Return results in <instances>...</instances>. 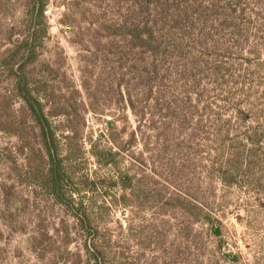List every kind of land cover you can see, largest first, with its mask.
Instances as JSON below:
<instances>
[{
	"label": "rangeland",
	"instance_id": "374dc122",
	"mask_svg": "<svg viewBox=\"0 0 264 264\" xmlns=\"http://www.w3.org/2000/svg\"><path fill=\"white\" fill-rule=\"evenodd\" d=\"M157 6L47 0L40 18L21 0H0V264H264V139L259 164L237 166L233 183L214 172L228 165L233 141L249 146L242 132L255 123H236L234 104L264 94V49L246 77L236 52L223 58L234 75L192 96L196 111L179 108L184 82L167 77L158 102L144 82L155 88L164 74L126 33L150 19L158 26ZM21 41L27 48L17 52ZM25 88L43 104L46 139ZM208 102L226 109L218 136L202 111Z\"/></svg>",
	"mask_w": 264,
	"mask_h": 264
},
{
	"label": "trees",
	"instance_id": "16d2710c",
	"mask_svg": "<svg viewBox=\"0 0 264 264\" xmlns=\"http://www.w3.org/2000/svg\"><path fill=\"white\" fill-rule=\"evenodd\" d=\"M21 1L27 9L36 12V16L43 17L47 0ZM157 8L161 16L158 26L157 22L150 19L145 22L141 21L140 26L133 25L129 28L120 26L118 29L126 28L127 34L137 37L148 52L150 60L148 65L151 71L156 75L159 71L164 74V78L157 77L158 83L155 88L151 86V82H148V76L144 82L147 83L145 86L147 94L153 93L156 89L158 102L168 97L163 87L164 79L167 77L175 83L184 82L182 89H184L183 94L186 101L178 100L176 103L179 104V108L184 106L185 102H190L192 111H196L192 96L195 97V101H199L209 92L206 85H213L211 88L215 89L220 78L234 75L232 66L226 65L223 60L232 51L238 55L232 59L235 60L237 69L240 70V78L253 73L247 70L250 67L256 71L260 70L261 63L258 61L261 55L260 49H264V0H209L206 4L198 0H158ZM97 28L107 31V34L113 31L110 25L102 23ZM45 33L43 27L40 35L43 36ZM27 44V41L19 42L16 46L17 52L21 49L25 50ZM245 49L248 56L243 57L242 52ZM203 81L205 85L202 84ZM248 85L241 82L239 86L241 92ZM20 94L27 103L35 122L39 125L43 138L46 139L48 125L43 104L34 96L32 90L25 88V92H20ZM244 95L247 97L245 106L234 104L235 121L242 124L251 121L255 125H248L242 132L249 146L241 140L233 141L230 148L231 159L228 160L226 168L214 169L223 183H233L236 180L237 166L245 163L249 169L250 166L255 167L259 164L256 158V148L261 147L260 142L264 139V94L253 97L249 92ZM1 102L7 103V98L3 97ZM69 109L70 106H66L63 112L65 116H71ZM164 109H170V105L167 103ZM225 110L220 108L215 110L210 102L203 105L202 111L209 117L213 116L210 130L216 136L220 135L222 128L229 124V122L221 124L222 111ZM223 137L222 135L218 138L219 142ZM217 153L221 156V151ZM217 160L220 161V159ZM218 163L215 162L216 165ZM55 167L50 172L58 166ZM201 219L210 222V230L214 234L219 232L216 225L217 220L210 215L203 216ZM86 250H90L87 245ZM92 255L95 260H98L94 254Z\"/></svg>",
	"mask_w": 264,
	"mask_h": 264
}]
</instances>
